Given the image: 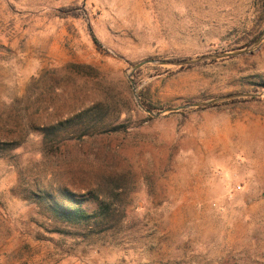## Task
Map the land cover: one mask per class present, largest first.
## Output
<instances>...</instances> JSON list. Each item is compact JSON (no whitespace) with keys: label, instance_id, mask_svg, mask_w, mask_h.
I'll return each instance as SVG.
<instances>
[{"label":"rangeland","instance_id":"374dc122","mask_svg":"<svg viewBox=\"0 0 264 264\" xmlns=\"http://www.w3.org/2000/svg\"><path fill=\"white\" fill-rule=\"evenodd\" d=\"M262 35L264 0H0V141L21 144L0 153V264H264V37L132 71ZM236 93L260 95L165 112ZM90 108L96 134L58 152L29 132ZM40 188L122 212L59 223Z\"/></svg>","mask_w":264,"mask_h":264},{"label":"trees","instance_id":"16d2710c","mask_svg":"<svg viewBox=\"0 0 264 264\" xmlns=\"http://www.w3.org/2000/svg\"><path fill=\"white\" fill-rule=\"evenodd\" d=\"M94 41L100 47L98 40L94 39ZM192 67L194 66L180 67L179 71ZM240 100L242 99L233 101ZM243 100H247V98ZM218 105L214 104L212 106ZM207 107H202V109ZM100 113L101 109H86L54 126L30 128L29 132L39 133L42 136V152L44 154L58 152L68 141L82 140L90 134H96L97 130L92 129L91 131L87 123L93 121V118ZM103 130L99 129V132ZM20 146L21 144L18 141H0V153L15 150ZM31 196L37 199L38 202L45 204L51 218L57 222L67 225H81L87 227L90 231L105 226L109 219L122 212L121 207L101 200L98 195L88 193L79 195L69 189H59L58 192H52L40 188L35 193H31ZM91 201L97 204L96 207H90L89 203Z\"/></svg>","mask_w":264,"mask_h":264},{"label":"water","instance_id":"95a60500","mask_svg":"<svg viewBox=\"0 0 264 264\" xmlns=\"http://www.w3.org/2000/svg\"><path fill=\"white\" fill-rule=\"evenodd\" d=\"M263 37H264V35H262L260 38H258L254 42V44L246 51H237L234 53H219V54H215V55L198 57L196 59H185V60H154V59L146 60V61H143V62L135 65L133 67L132 71L135 72L136 70L142 68L143 66H145L147 64H155V65H160V66L184 67V66H191V65L199 64V63L209 61V60L229 58L232 56H240V55L244 54L245 52L252 51L255 47H257L261 43ZM132 84L135 88V84L133 82H132ZM259 95L260 94H258V93L257 94L236 93V94H231V95H227L224 97H219V98L213 99V100L208 101V102H198V103L184 105V106H180V107H176V108H169L165 112H178V111L187 110L190 108H202V107H206V106H209L211 104L218 103V102H223V101H228V100H233V99H239V98H246V97H257ZM140 106L143 107L141 103H140ZM146 112H148L149 114H151L153 116H160L162 114V113L155 114V113H153L152 110H146Z\"/></svg>","mask_w":264,"mask_h":264}]
</instances>
